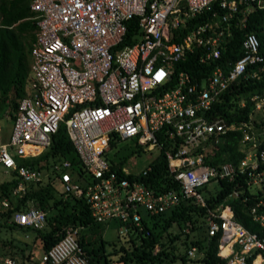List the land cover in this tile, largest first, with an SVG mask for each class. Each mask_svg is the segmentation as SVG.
<instances>
[{"label": "built area", "instance_id": "1", "mask_svg": "<svg viewBox=\"0 0 264 264\" xmlns=\"http://www.w3.org/2000/svg\"><path fill=\"white\" fill-rule=\"evenodd\" d=\"M29 2L37 28L26 93L18 101L8 143L2 141L0 123V167L18 180L11 194L18 196L29 184L52 177L64 196L84 197L97 222H117L119 235H136L142 229L141 211L155 215L182 202L192 203L205 208L207 242L217 236L215 264H264V235L239 222L230 204L244 189L233 188L215 206H208L202 194L212 182L243 177L249 193L257 196L251 217L264 228V145L258 136L264 130L244 133L242 149H248L238 162L207 163L223 136L241 127L221 116L210 118L213 104L232 82L245 76L249 65L262 61L259 39L250 32L242 42L243 55L233 63L220 62L232 35L229 18L239 4L250 10L255 2L264 7V0ZM131 21L135 24L131 41L123 44ZM195 51L199 63L216 64L199 77L177 71V63ZM250 101L253 113L264 115V95L255 94ZM62 123L85 176L68 160H56L48 170L18 164L11 150L18 158L40 155ZM111 140L116 147L130 142L136 152L129 161L143 149L163 152L178 189L157 192L127 177L145 175L149 164L139 172L127 163L120 171L113 169L108 157L114 149ZM250 186L258 189L251 192ZM8 208V198H0V210ZM3 219L32 230L47 223L46 212L32 201L11 216H0V222ZM158 249L156 245L154 251ZM205 250L191 245L186 261L167 264H204ZM0 264L22 263L0 255ZM38 264H90L77 228L69 227Z\"/></svg>", "mask_w": 264, "mask_h": 264}, {"label": "trees", "instance_id": "2", "mask_svg": "<svg viewBox=\"0 0 264 264\" xmlns=\"http://www.w3.org/2000/svg\"><path fill=\"white\" fill-rule=\"evenodd\" d=\"M253 5L248 10L247 4L241 3L238 5V11L231 14L229 22L232 35L225 44L220 62L233 63L240 58L243 55L244 36L250 32L255 33L259 39L262 61L249 65L245 76L232 82L213 104L208 114L210 118L221 116L227 122L241 127L237 130H230L223 136L211 159L207 160L210 164L238 162L248 149H242L241 141L244 133L251 134L252 130L261 133L264 130V115L261 119L251 118L255 113H253V103L250 97L255 94L264 95V7H258L256 2ZM219 11L225 12L221 9ZM36 28L37 24L34 13L30 9L29 0H0V118L13 120L18 101L26 93L30 52L35 40ZM134 28L135 24L131 21L128 25L127 38L123 44L130 43V35ZM215 64L216 62L199 63L198 52L195 51L188 54L183 61L178 62L176 69L186 71L193 77H199L201 73L210 71ZM6 110H8L7 116H5ZM258 136L261 141L260 146L264 145V135L259 134ZM110 145L116 148L114 140L110 141ZM260 146L257 145V147ZM135 152L136 149L132 146L126 144L120 146L114 156L110 157L112 168L120 171V168ZM56 160H68L79 174L85 176L81 161L63 123L53 134L50 146L40 155L31 158H17L18 164L46 170ZM149 165L150 170L145 175L127 177L142 181L157 192L170 188L178 189V183L169 172L163 152ZM52 179L51 177L45 183L29 184L26 190L18 196L11 194L18 183L17 179L0 182V198L7 197L9 200V208L5 212L0 210L1 217L4 214L11 216L13 212L23 209L28 201H32L46 212V226L43 229L33 230L34 241L38 243L41 255L56 244L69 227H73L77 228V239L90 264H129L130 262L167 264L178 260L186 261L185 253L177 255L175 252V243L180 239L181 233L171 236L164 235L173 223H185L190 231L200 232L197 238L190 241V245L206 247L205 257L202 259L204 264H215L219 260L216 256L217 236L207 242L205 225H201L197 219L193 218L194 213L205 217L204 207L182 202L174 209L155 215L141 211L142 229L136 235L118 234L125 240L117 246L116 243L109 244L104 238V228L107 223L97 222L92 217L91 209L85 198L74 195L64 196ZM218 185L219 189L215 194L206 196L208 206L217 205L233 188H243L244 192L240 197L230 202L235 217L250 231L264 235V228L253 221L250 213L252 205L257 201V196L249 193L243 177L233 182L220 180ZM19 228L23 227L9 225L4 219L0 222V231ZM156 245L159 249L155 252ZM14 255L15 253L10 256L16 258ZM17 259L22 264L39 263L31 253L24 255L22 250L21 258Z\"/></svg>", "mask_w": 264, "mask_h": 264}, {"label": "rangeland", "instance_id": "3", "mask_svg": "<svg viewBox=\"0 0 264 264\" xmlns=\"http://www.w3.org/2000/svg\"><path fill=\"white\" fill-rule=\"evenodd\" d=\"M6 115H8V110L5 112ZM262 114L261 113H255L252 116V119H261ZM0 123L2 126V141L4 143H8L10 140V134L12 131L13 126V120L7 119V118H0ZM130 142L126 141L116 148L112 149L108 153V157L114 156L115 151L119 149L120 146H123L124 144L128 145ZM11 150V149H10ZM15 151L11 150V154L16 158L17 156L14 153ZM159 154V151L157 149H143L138 154L134 155L131 158L132 160H135L136 164L133 165L131 161H127L130 170L134 172H139L144 167H146L148 164H150L151 161H153ZM12 179V172L8 169H4L0 167V182L2 181H8ZM219 189V185L216 182H212L207 185L206 189L202 190V194L204 197L210 194H215L216 191ZM251 192H255L258 187L256 186H250L248 188ZM193 218L197 219V221L201 225H205V218L200 215L199 213H194ZM186 229H189L185 223H173L171 227L165 232L164 235H173L176 233H181L180 239L175 243L176 245V254L182 255L186 252V250L191 246L190 241L197 238L199 236V231H189L188 236L187 233L184 231ZM206 230V228H205ZM118 223L117 222H109L105 225L104 228V238L109 242V244L116 243L117 246H119L120 243L124 242V237L118 235ZM201 235V234H200ZM186 241V243L184 242ZM185 243V244H184ZM21 250L24 255H27L31 253L34 259L40 260L41 258V250L39 248V245L37 242L34 241V234L33 230L31 228H19L14 230H1L0 231V255H13L16 256V258H21ZM129 264H136L135 262H130ZM155 264V263H154Z\"/></svg>", "mask_w": 264, "mask_h": 264}, {"label": "bare ground", "instance_id": "4", "mask_svg": "<svg viewBox=\"0 0 264 264\" xmlns=\"http://www.w3.org/2000/svg\"><path fill=\"white\" fill-rule=\"evenodd\" d=\"M190 232V231H189ZM188 235V234H187Z\"/></svg>", "mask_w": 264, "mask_h": 264}]
</instances>
